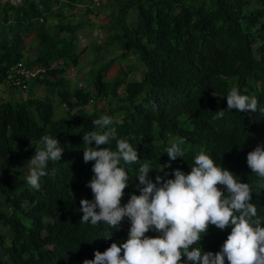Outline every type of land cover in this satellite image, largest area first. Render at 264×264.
<instances>
[{"label": "trees", "instance_id": "1", "mask_svg": "<svg viewBox=\"0 0 264 264\" xmlns=\"http://www.w3.org/2000/svg\"><path fill=\"white\" fill-rule=\"evenodd\" d=\"M91 2L0 4V86L17 62L39 70L24 81L25 96H0V264H83L94 259L95 251L127 239V219L119 229L80 222V200L93 199L86 184L94 163L83 162L82 136L99 130L92 121L101 115L112 117L117 136L149 163L153 182L157 174L174 178L175 169L190 172L194 156L206 150L217 165L250 184L251 202L264 221V180L246 161L248 152L264 144V114L226 111L232 87L255 96L264 107V0H108V18L98 25L106 35L92 42L93 54L102 50V62L93 69L91 61L84 83L76 85L64 74L81 60L86 47L79 38L93 22L78 18L75 8L87 3L84 13L92 14ZM130 8L136 20L128 25ZM129 55L141 66L120 67L105 78L115 61ZM134 69L139 77L126 80ZM40 87L39 95L27 91ZM90 99L101 102L100 107L86 109ZM218 110L226 111L221 119L214 118ZM44 135L56 137L64 152L60 161H49L48 174L34 190L25 180L28 160ZM179 138L186 141L180 145L183 156L171 161L165 149ZM107 146L115 150V141ZM122 166L129 176L123 204L130 194L139 195L140 165ZM230 231L210 226L199 242L202 252L219 251Z\"/></svg>", "mask_w": 264, "mask_h": 264}, {"label": "clouds", "instance_id": "2", "mask_svg": "<svg viewBox=\"0 0 264 264\" xmlns=\"http://www.w3.org/2000/svg\"><path fill=\"white\" fill-rule=\"evenodd\" d=\"M10 89L23 93L18 88ZM226 101V111L264 114L258 99L241 94L237 87L230 89ZM226 111L218 110L214 118H223ZM92 124L99 130L83 133L82 151L85 164L94 162L93 175L86 184L93 199L80 200V222H104L119 229L127 219L130 227L125 241L113 242L103 252L95 251L94 259H85L83 264H264V221L251 202L249 183L241 182L233 172L217 165L204 149L194 156L190 172L175 169L174 178L165 179L157 174L153 182L149 163L141 162L137 150L117 136L116 129L111 127L112 117L101 115ZM111 141H115V150L107 146ZM93 142L95 148L91 146ZM184 143L185 139L179 138L165 149L171 161L183 156L180 145ZM60 145L56 137H41L34 148L35 155L28 160L25 180L31 189H40L49 161L61 160L64 149ZM246 161L251 172L264 180V144L248 152ZM122 163L140 165L135 186L139 195L130 194L123 204L129 176ZM210 226L222 231L231 229L215 253L202 252L199 246ZM149 232L157 235H146Z\"/></svg>", "mask_w": 264, "mask_h": 264}, {"label": "rangeland", "instance_id": "3", "mask_svg": "<svg viewBox=\"0 0 264 264\" xmlns=\"http://www.w3.org/2000/svg\"><path fill=\"white\" fill-rule=\"evenodd\" d=\"M4 1L6 0H0V4H2ZM8 1H13V2H20L22 0H8ZM87 2V0H85ZM87 3L84 4H78L75 8V12L77 14L78 18H83L86 19L85 21L88 22V20L92 21L93 24L91 26H85L82 29V32L80 35L81 37L79 38V43L80 46H85L86 50L81 54L80 58L81 60H79L78 64L76 67L68 69L67 73L65 72L64 76L69 79L72 83H77L80 82L81 84L84 83L82 80V76L83 73L88 69V67H90L91 65V61L94 62V66L92 67L93 69L96 68L101 62V55L102 54V50L97 52L96 54L92 53V42H96V43H100L103 41L106 33H104V30L100 27H98L99 24L104 23L107 18H108V12L110 11L111 6L108 5V0H92L90 6L91 9L93 11L92 14H87L85 15L84 13V8L86 7ZM136 20V11L134 10V8H130L127 10L126 15H125V23L130 25L131 23H133ZM54 21V19H50L49 23H52ZM84 31V32H83ZM33 43V42H32ZM115 49L114 46H112V48L108 49V53H112L113 50ZM91 51V53H90ZM26 53H30L29 51H25ZM114 55V54H113ZM129 66H133L134 68H137V66H141V63L138 61L137 58H135L134 56H127V58L123 59V60H117L113 63V65L110 66L109 71L106 73L105 78H112V76L117 72V68H127ZM139 70L137 71V69H134L133 71H129L127 72L126 75V80L130 81L133 80L135 78L139 77ZM1 88H3V86H0ZM123 86L118 88V92L120 93L122 90ZM7 90V89H6ZM5 89H3V91L0 92V96L2 98H6L3 95V92L6 91ZM35 95H39L43 93L42 88H34ZM16 90H13L12 92H15ZM11 91L7 90V93L9 94ZM25 93V92H24ZM25 96V95H24ZM93 102H89L86 106V109H89L88 107H91L93 104H96L97 107H100L101 103H98L97 100H93L91 99ZM100 101V100H99ZM63 110V106H59L55 111L56 115H59ZM116 120L119 119L118 115H115Z\"/></svg>", "mask_w": 264, "mask_h": 264}, {"label": "built area", "instance_id": "4", "mask_svg": "<svg viewBox=\"0 0 264 264\" xmlns=\"http://www.w3.org/2000/svg\"><path fill=\"white\" fill-rule=\"evenodd\" d=\"M38 71V69L30 70L26 68L23 61L17 62L7 70L4 86L6 88H18L24 90L26 89L24 81L29 78H34Z\"/></svg>", "mask_w": 264, "mask_h": 264}, {"label": "crops", "instance_id": "5", "mask_svg": "<svg viewBox=\"0 0 264 264\" xmlns=\"http://www.w3.org/2000/svg\"><path fill=\"white\" fill-rule=\"evenodd\" d=\"M3 89V88H2ZM27 91H30L31 93H34L35 90L32 88H29ZM24 93V92H23ZM20 93V94H23ZM3 95L8 98L11 97L12 99H16L19 96V91H15V92H10L9 94L7 93V91L3 92Z\"/></svg>", "mask_w": 264, "mask_h": 264}, {"label": "flooded vegetation", "instance_id": "6", "mask_svg": "<svg viewBox=\"0 0 264 264\" xmlns=\"http://www.w3.org/2000/svg\"><path fill=\"white\" fill-rule=\"evenodd\" d=\"M6 1H8V0H6ZM4 2H5V1H4ZM4 2H3V3H4Z\"/></svg>", "mask_w": 264, "mask_h": 264}]
</instances>
